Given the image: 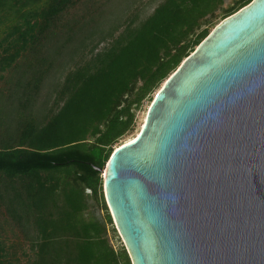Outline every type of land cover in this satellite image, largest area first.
<instances>
[{"label": "trees", "instance_id": "16d2710c", "mask_svg": "<svg viewBox=\"0 0 264 264\" xmlns=\"http://www.w3.org/2000/svg\"><path fill=\"white\" fill-rule=\"evenodd\" d=\"M251 1L0 0V264H131L100 170L214 20Z\"/></svg>", "mask_w": 264, "mask_h": 264}, {"label": "water", "instance_id": "95a60500", "mask_svg": "<svg viewBox=\"0 0 264 264\" xmlns=\"http://www.w3.org/2000/svg\"><path fill=\"white\" fill-rule=\"evenodd\" d=\"M100 174L131 264H264V0L212 29Z\"/></svg>", "mask_w": 264, "mask_h": 264}, {"label": "rangeland", "instance_id": "374dc122", "mask_svg": "<svg viewBox=\"0 0 264 264\" xmlns=\"http://www.w3.org/2000/svg\"><path fill=\"white\" fill-rule=\"evenodd\" d=\"M160 0H155L154 2H152L151 0H142V5L140 8H141V12L144 11V14L147 15L151 12L152 8L157 4V2H159ZM239 0H224L223 2V5L221 7L222 10H227L229 7H232L234 5L235 2H238ZM144 15V16H145ZM221 22V18H217L216 20H214V22L212 23V25L209 27V30L210 32L212 31V29L218 25L219 23ZM156 94V91L152 94V97H154ZM150 100L147 101L145 100L142 105H141V108L136 112V116H135V125H134V128L133 130L126 134L125 136H123L119 141L118 143L115 145V149L122 145V144H125L127 143L130 139H132L137 133L138 131L140 130V127H141V124L145 118V115L147 113V110L150 106ZM103 176V174H101V177ZM90 205L93 206L92 202L90 201L89 202ZM94 211H95V214L96 216L98 217H101L102 216V213L101 211H99L98 209H96L95 207L93 208ZM110 237V235H109ZM113 245L115 244L114 241H112Z\"/></svg>", "mask_w": 264, "mask_h": 264}, {"label": "bare ground", "instance_id": "6f19581e", "mask_svg": "<svg viewBox=\"0 0 264 264\" xmlns=\"http://www.w3.org/2000/svg\"><path fill=\"white\" fill-rule=\"evenodd\" d=\"M146 116V115H145ZM144 120H145V118H144ZM144 120H143V122H142V124H141V127H142V125H143V123H144ZM141 127H140V129H141ZM140 131V130H139ZM139 131H138V133H139ZM138 133L132 138V139H130L128 142H130V141H132L133 139H135L136 138V136L138 135Z\"/></svg>", "mask_w": 264, "mask_h": 264}]
</instances>
